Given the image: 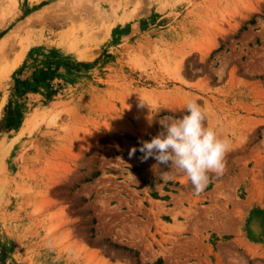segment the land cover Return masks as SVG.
Masks as SVG:
<instances>
[{
  "label": "rangeland",
  "instance_id": "1",
  "mask_svg": "<svg viewBox=\"0 0 264 264\" xmlns=\"http://www.w3.org/2000/svg\"><path fill=\"white\" fill-rule=\"evenodd\" d=\"M0 48V264H264V0H0ZM191 100L199 193L129 155Z\"/></svg>",
  "mask_w": 264,
  "mask_h": 264
},
{
  "label": "clouds",
  "instance_id": "2",
  "mask_svg": "<svg viewBox=\"0 0 264 264\" xmlns=\"http://www.w3.org/2000/svg\"><path fill=\"white\" fill-rule=\"evenodd\" d=\"M184 113L160 119L162 130L151 140H141L139 148L133 147L129 155L139 151L142 160L154 159L155 166L167 169L164 179H171L169 173L173 171L184 174L199 193L206 187L210 173L222 174L229 141L207 126L206 111L196 100L186 104Z\"/></svg>",
  "mask_w": 264,
  "mask_h": 264
},
{
  "label": "bare ground",
  "instance_id": "3",
  "mask_svg": "<svg viewBox=\"0 0 264 264\" xmlns=\"http://www.w3.org/2000/svg\"><path fill=\"white\" fill-rule=\"evenodd\" d=\"M36 16H37V15H36ZM38 16H39V14H38ZM31 22H32V21H31ZM31 24H32V23H31ZM17 31H18V30H17ZM17 31H16V32H17ZM15 34H17V33H15ZM8 38H10V36H9ZM8 38H7V39H8ZM7 41H8V40H7ZM7 41H6V42H7ZM9 41H10V40H9ZM4 43H5V40H4L3 44H4ZM7 46H8V45H7ZM7 46H6L5 48H7ZM2 47H3V46H1V48H2ZM1 48H0V49H1ZM5 48H3V50H4ZM26 48H28V47H26ZM26 48H25V49H26ZM3 50H2V51H3ZM0 51H1V50H0ZM23 51H24V50H23ZM2 53H3V52H2ZM85 53H86V55L83 54L81 57H84V56L86 57V56L88 55L87 52H85ZM0 54H1V53H0ZM87 57H88V56H87ZM19 58H20V57H19ZM18 61H20V60H18ZM15 62L17 63V60H16ZM17 65H18V63H17ZM17 65H16V66H17ZM17 67H18V66H17Z\"/></svg>",
  "mask_w": 264,
  "mask_h": 264
},
{
  "label": "trees",
  "instance_id": "4",
  "mask_svg": "<svg viewBox=\"0 0 264 264\" xmlns=\"http://www.w3.org/2000/svg\"><path fill=\"white\" fill-rule=\"evenodd\" d=\"M19 89H20V85L18 84V86H17V91H19Z\"/></svg>",
  "mask_w": 264,
  "mask_h": 264
}]
</instances>
